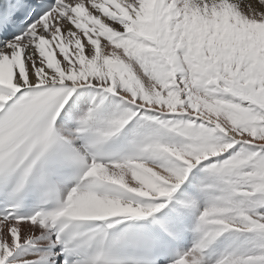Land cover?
Instances as JSON below:
<instances>
[{
  "label": "bare ground",
  "instance_id": "obj_1",
  "mask_svg": "<svg viewBox=\"0 0 264 264\" xmlns=\"http://www.w3.org/2000/svg\"><path fill=\"white\" fill-rule=\"evenodd\" d=\"M29 88L47 109L11 101ZM83 123L128 147L96 162L70 216L162 226L175 264H264V0H58L0 41V145L53 128L77 144ZM57 254L47 223L0 220V264Z\"/></svg>",
  "mask_w": 264,
  "mask_h": 264
},
{
  "label": "rangeland",
  "instance_id": "obj_2",
  "mask_svg": "<svg viewBox=\"0 0 264 264\" xmlns=\"http://www.w3.org/2000/svg\"><path fill=\"white\" fill-rule=\"evenodd\" d=\"M222 257H225V256L223 255ZM222 257H220L219 259L216 260V263H217V264H218V260H220ZM215 258H216V255H214V256L211 258L212 263L215 262ZM220 263H221V262H220ZM220 263H219V264H220Z\"/></svg>",
  "mask_w": 264,
  "mask_h": 264
}]
</instances>
